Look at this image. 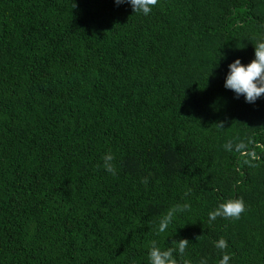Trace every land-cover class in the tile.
<instances>
[{
    "label": "trees",
    "instance_id": "16d2710c",
    "mask_svg": "<svg viewBox=\"0 0 264 264\" xmlns=\"http://www.w3.org/2000/svg\"><path fill=\"white\" fill-rule=\"evenodd\" d=\"M259 41L264 0H0V264H264V95L224 87Z\"/></svg>",
    "mask_w": 264,
    "mask_h": 264
},
{
    "label": "clouds",
    "instance_id": "9594fccd",
    "mask_svg": "<svg viewBox=\"0 0 264 264\" xmlns=\"http://www.w3.org/2000/svg\"><path fill=\"white\" fill-rule=\"evenodd\" d=\"M117 5L129 3L134 13H142L148 15L152 8L158 4V0H114ZM72 7H75L72 4ZM228 72L224 81V87L235 93L236 98L243 95L247 103H255V101L264 95V41H259L254 45V58L248 64H242L239 58H236L228 65ZM219 127H223V122L217 123ZM114 155L111 151L107 152L103 157V168L112 175H116L114 166ZM143 183L148 182L145 177ZM191 189L188 190L190 192ZM188 193L186 192L185 195ZM190 204H178L169 209V211L161 218L158 232L167 231L169 224L178 212L190 210ZM246 211V205L242 197L236 199H228L220 203L214 210L208 213L209 221H214L218 217L237 220ZM196 237V239H198ZM172 246L161 248L155 241L152 242L148 251L149 264H190L189 260L184 259L185 251L189 245V240L181 238L172 240ZM215 247L223 252L228 247L227 241L221 237L215 242ZM231 257L223 252L218 264H229ZM200 264H207L202 259Z\"/></svg>",
    "mask_w": 264,
    "mask_h": 264
}]
</instances>
